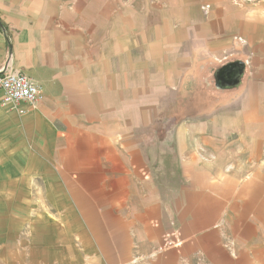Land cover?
I'll return each instance as SVG.
<instances>
[{
    "label": "crops",
    "instance_id": "obj_1",
    "mask_svg": "<svg viewBox=\"0 0 264 264\" xmlns=\"http://www.w3.org/2000/svg\"><path fill=\"white\" fill-rule=\"evenodd\" d=\"M0 23V72L45 95L4 109L63 200L27 208L26 264H264V0H0Z\"/></svg>",
    "mask_w": 264,
    "mask_h": 264
},
{
    "label": "rangeland",
    "instance_id": "obj_2",
    "mask_svg": "<svg viewBox=\"0 0 264 264\" xmlns=\"http://www.w3.org/2000/svg\"><path fill=\"white\" fill-rule=\"evenodd\" d=\"M258 1L262 0L253 2ZM7 112L0 102V264H26L28 228L32 229L36 219L27 216V208L47 209L51 205L53 209L59 203L54 201L63 200L48 202L42 199L43 193L58 196L61 192L57 171L45 162L43 153L28 152L26 139L14 135L17 123ZM171 125L172 122L164 121L163 143L170 139L165 135ZM11 148H17V151L9 152ZM233 160L229 159L226 166H230ZM10 193H15V199ZM28 195L31 200H27ZM50 218L59 220L57 216Z\"/></svg>",
    "mask_w": 264,
    "mask_h": 264
},
{
    "label": "built area",
    "instance_id": "obj_3",
    "mask_svg": "<svg viewBox=\"0 0 264 264\" xmlns=\"http://www.w3.org/2000/svg\"><path fill=\"white\" fill-rule=\"evenodd\" d=\"M44 97L42 86L26 74L18 71L0 72V102L5 109L16 110L22 102L36 106Z\"/></svg>",
    "mask_w": 264,
    "mask_h": 264
},
{
    "label": "trees",
    "instance_id": "obj_4",
    "mask_svg": "<svg viewBox=\"0 0 264 264\" xmlns=\"http://www.w3.org/2000/svg\"><path fill=\"white\" fill-rule=\"evenodd\" d=\"M0 28L3 29V30H5L4 29L5 27L1 23H0Z\"/></svg>",
    "mask_w": 264,
    "mask_h": 264
},
{
    "label": "water",
    "instance_id": "obj_5",
    "mask_svg": "<svg viewBox=\"0 0 264 264\" xmlns=\"http://www.w3.org/2000/svg\"><path fill=\"white\" fill-rule=\"evenodd\" d=\"M250 1H254V0H250Z\"/></svg>",
    "mask_w": 264,
    "mask_h": 264
}]
</instances>
